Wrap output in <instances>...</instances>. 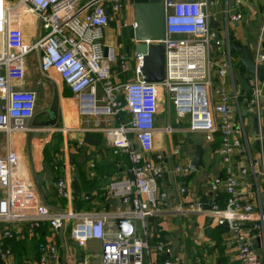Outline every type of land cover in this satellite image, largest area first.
<instances>
[{"label": "built area", "instance_id": "obj_1", "mask_svg": "<svg viewBox=\"0 0 264 264\" xmlns=\"http://www.w3.org/2000/svg\"><path fill=\"white\" fill-rule=\"evenodd\" d=\"M126 1L130 0H0V133L28 131L35 94L26 91L23 82L25 60L35 54L40 75L48 80L50 74L56 75L77 103L78 114L92 118L84 132L102 135L106 149L126 164L125 174L112 177L105 187L106 195L118 201L117 209H75L69 180L61 177L56 180L55 195L64 202V209H53L28 194L17 177L18 154L9 149L0 156V260L5 262L12 255L10 225L35 230L45 224L53 231L70 227V239L79 246L98 242L100 252L94 264H157L150 253L167 258L160 264H175L169 245L157 240V229L151 230L150 221L164 211L177 218H207L214 227H225L238 264H264V150L251 145L242 120L241 135L237 134L224 85L235 67L228 25L238 23L240 13L225 10L222 35L209 22L213 2L160 0L162 40L140 43L129 36L132 46L154 43L164 49V80L150 84L140 75L143 55L122 52L119 45L105 42L111 20L122 21L129 35L133 32L134 22H123ZM234 4L238 6L240 0ZM30 22L37 23V33L26 43L24 26ZM260 37L261 47L264 18ZM253 58L257 64L264 61L258 50ZM246 84L251 91L248 105H257L264 82L249 76ZM162 100L166 121L156 127ZM171 107L178 118L189 117L186 132L201 134L208 146L218 145L222 173L206 180L208 210L200 197L179 202L170 211L164 209L167 193L158 189L164 158L155 154V142L159 133L182 130L171 127ZM122 114L128 121L121 120ZM179 150L173 148L171 154L179 156ZM189 162L172 168V174L181 179L176 187L181 198L188 197L184 185L195 173ZM243 181H247L244 187ZM37 250L38 259L23 264H61L54 244L39 243Z\"/></svg>", "mask_w": 264, "mask_h": 264}, {"label": "crops", "instance_id": "obj_2", "mask_svg": "<svg viewBox=\"0 0 264 264\" xmlns=\"http://www.w3.org/2000/svg\"><path fill=\"white\" fill-rule=\"evenodd\" d=\"M234 1L222 0V10L216 9V12L211 14V18L216 25L212 26L219 32L222 31L223 35L225 29V10L228 9L230 14L234 12L240 13L241 20L238 22V26H235V23H231L228 25V31L234 35L237 41H247L253 55L257 50L260 54L264 55V46L260 47L259 45L264 18V0H240L238 6L234 4ZM216 4L217 1L214 2V5ZM218 15H221L222 22L217 18ZM121 22L110 21L108 27L105 29V42L107 44L119 45L121 51L127 52L126 48L130 43L129 33L126 31L127 41L126 39L121 40L124 30H127L121 27ZM123 22H133V11L129 1H126L124 4ZM112 24L117 26L118 29L114 25V28H112ZM244 30L246 31L245 38ZM36 33L37 23H26L24 26V41L31 43L35 39ZM129 45L132 46L131 44ZM133 52L129 48L128 53L131 54ZM232 56L235 67L231 76L224 79V85L230 96L229 104L234 110L236 132L238 135H241L240 123L242 120L251 145L255 150H264L262 145L263 135L259 134V142L261 143L255 145L254 139L251 138L252 131L250 124L242 119L241 112L245 108L244 102H248L251 98V95H248L250 89L246 84L249 76L243 68H239L241 66L238 57L236 55ZM39 78L43 79L38 71V60L35 54H32L25 60L23 88L25 90L27 88L30 90L35 89L33 83L36 80L39 82ZM50 81L54 84L61 83L59 78L54 74H50ZM43 88L49 89V85L44 82ZM35 92L39 98L41 91L36 90ZM235 97L236 101L233 100ZM53 101L48 102V105L44 107L45 109L38 114V117L41 116L42 122L39 121L37 124H34V122L28 123L29 130L26 133H15L9 136L0 133V156L4 155L9 149L15 151L19 159L17 175L19 181L23 182L22 184L27 188L28 194L53 209H60V207L64 209V202L58 200L55 195V183L58 177L69 180L73 198L74 195H78L79 199H81L84 196L86 197L87 193L90 194V205L94 209L91 211H96V208L101 209L99 211L117 209L119 206H117L118 203L116 202L118 201L106 195L105 187L112 177H120L125 174V162L118 155L117 157L120 160L115 161V156L112 155L110 150L106 149L99 134L92 133L96 139L100 140V145L88 146L86 151L83 150V135L86 133L84 129L91 125L92 118L81 117L78 114L77 103L64 85L57 90L56 102L58 104V114L56 123L53 126L46 127L45 124L49 115L48 111ZM257 107L264 109V92L258 100ZM121 120L126 122L128 121V117L122 114ZM258 122L261 126L262 119L259 118ZM29 125H32V127ZM172 125L176 124L173 123ZM40 129L44 133L41 136L40 134L38 135L39 132H36L40 131ZM54 133L58 134L61 147L58 153L54 151L45 154L42 150L49 145ZM163 135L167 138L166 144L169 148V154L167 155L163 150H156V143L158 142L156 137L155 154H160L164 158L161 161L164 167V176L158 182V189L167 193L164 209L170 211L179 202L183 203L188 200H194L197 197L203 198L207 190L206 180L220 175L222 173V165L217 155V143L215 142L208 146L203 142V146L208 148L203 157L204 165L198 172L192 174L186 180L184 186L189 191L188 197H178L176 187L180 185L181 179L172 174V168L175 165H185L188 161L192 160L195 144L198 139H203V136L201 134L188 133L185 129L168 135L163 133ZM173 142L175 144L171 146ZM173 148L180 149L179 156L171 154ZM109 156L112 157V161H110ZM168 156L171 158H168ZM55 157L58 160L57 170H54V166L57 163L55 162ZM92 163L93 167L91 168L90 165ZM239 163L241 164V159ZM244 183H247V181L242 182V184ZM244 186L245 184L242 187ZM150 223L152 224L151 230L157 229V240H163L171 248L170 259L175 260V264H238L232 252L229 234L227 232L222 233L218 237L219 241L217 242L216 237L211 236L216 227L207 218H177L172 216L171 212L163 211L162 215L151 220ZM10 227L14 234V238L8 242L12 255L5 262L0 260V264H23L28 261L33 262L37 260V246L39 243L54 244L58 249L61 264H94L97 261L100 244L93 241L88 242L85 246L77 245L70 239V227L61 231H53L45 224L35 230H30L23 224H14L10 225ZM88 245L97 250L98 254L95 253L91 257L85 250ZM149 258L157 264L162 263L166 259H162V256L152 253L149 254Z\"/></svg>", "mask_w": 264, "mask_h": 264}, {"label": "water", "instance_id": "obj_3", "mask_svg": "<svg viewBox=\"0 0 264 264\" xmlns=\"http://www.w3.org/2000/svg\"><path fill=\"white\" fill-rule=\"evenodd\" d=\"M130 6L133 11V22L135 28L129 36L133 37L136 42H158L162 40L164 27H163V8L160 0H130ZM212 25H215L212 18L209 19ZM216 26V25H215ZM238 26V23H235ZM246 31L244 30V38ZM229 46L239 59L241 66L248 76L255 77L260 83L264 82V61L257 64L254 61L252 51L248 46L247 41L239 42L236 40L231 32H228ZM129 52V48H126ZM133 51L136 54L143 55L142 66L140 68V75L145 83L161 84L165 75V57L164 49L161 44L151 43L148 46L145 44H136L133 46ZM251 95V91L248 92ZM245 108L241 112L243 120L251 126L252 136L255 145H259V134L263 135L262 145L264 147V109H259L256 104L248 105L245 101ZM48 118L45 124L46 127L53 126L56 123L58 114V104L54 99L49 111ZM259 118L262 119V125H259ZM173 129H183L182 124L172 125ZM83 150L86 151L88 146L100 145V140L94 137L92 133H85L83 135ZM208 148L203 146L202 139H198L195 144V150L189 166L193 172H198L204 165L203 157ZM203 209H209L206 205V198H202Z\"/></svg>", "mask_w": 264, "mask_h": 264}, {"label": "rangeland", "instance_id": "obj_4", "mask_svg": "<svg viewBox=\"0 0 264 264\" xmlns=\"http://www.w3.org/2000/svg\"><path fill=\"white\" fill-rule=\"evenodd\" d=\"M209 1H211L213 3L217 1L216 5L209 7L210 14H214L216 12V9L222 10V6H221L222 0H209ZM217 18L220 19L222 22L221 15H218ZM113 25L114 24H112V26ZM114 26L112 28H114ZM115 27L118 29L117 26H115ZM126 31H128V30H124V35H123L121 40L126 39V41H127V34H126L127 32ZM109 44L114 45L112 43H109ZM123 46H125V45H123ZM128 46L130 48V51L133 50V46H130L129 44H128ZM44 82L47 85H49V89L43 88ZM33 85H34V88L36 90L41 91V96L39 98H38V94H36V92H35L36 91L35 89L30 90L29 88H27L26 91L32 92L35 94V99H34V103H33V106H34L33 107V118L31 119L30 122H34V124H37L39 121L42 122V118H41V116L38 117V114L40 112H42V110L45 109L44 107H46V105H48V102H52L54 99L56 100L57 90L59 87H61L63 85V83L58 82V83L54 84L52 81H50L48 79H45V78L40 79L39 78V82L36 80V81H34ZM166 116H167L166 115V105H165V101L162 100L161 106H160V111H159L155 126L161 127L166 121ZM170 119H171V124H173L175 121H178L179 123H181L184 126V129H187L189 126V117L185 116L184 118H178L174 112L173 107L170 108ZM29 126L32 127V125H29ZM27 130H29V127H27ZM36 132L37 133L39 132L38 135L40 134V136L44 134L41 132V129H40V131H36ZM17 134H19V133H17ZM101 139H102V142L104 143V138L102 135H101ZM157 140H158V142L156 143V150H163L164 153H166L168 155L169 154V148H168V145L166 144V140H167L166 136L163 134H158ZM59 142H60V138L58 137V134L54 133L52 140L50 141L49 145L46 146L45 148H43L44 151L42 150V152L46 154L47 152L50 153V152L56 151L58 153V151L61 147ZM174 144L175 143L173 142L171 144V146ZM168 158H171V157L168 156ZM110 161H112V157H110ZM171 167H169V169H171ZM85 250L87 251L88 254L91 255V257L95 253L98 254L97 250H95L92 246H89V245L85 248Z\"/></svg>", "mask_w": 264, "mask_h": 264}, {"label": "trees", "instance_id": "obj_5", "mask_svg": "<svg viewBox=\"0 0 264 264\" xmlns=\"http://www.w3.org/2000/svg\"><path fill=\"white\" fill-rule=\"evenodd\" d=\"M128 46V45H127ZM129 47V46H128ZM232 54L233 55H235L233 52H232ZM237 66L239 67V65L237 64ZM240 66H241V64H240ZM239 68H243L242 66L241 67H239ZM244 70V69H243ZM111 152V151H110ZM112 153V152H111ZM112 155H114L113 153H112ZM115 156V161H119L120 159H118V157H117V155H114ZM58 161V160H57ZM57 165H58V162H57ZM59 173V172H58ZM88 190V189H87ZM103 193H105V192H103ZM85 197V196H84ZM80 197L78 196V195H74V198H73V207H75V209H77V210H80V209H83V210H94V209H92L93 208V206L92 205H90L91 204V197H90V194L89 193H87V196H86V198H87V200H82V199H79ZM102 199H103V197H102ZM100 200H101V198H100ZM84 207V208H83ZM99 210H101V209H99V208H96V211H99ZM224 232H226V228L225 227H223V226H219V227H216V229H215V231H213L212 233H211V236L212 237H216V241L218 242L219 241V238L218 237H220L221 235H222V233H224ZM166 257H162V259H165ZM167 259V258H166Z\"/></svg>", "mask_w": 264, "mask_h": 264}]
</instances>
